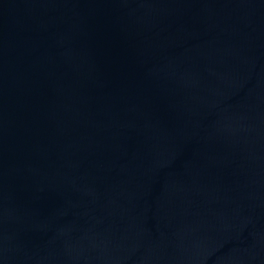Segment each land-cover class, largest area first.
<instances>
[{
  "label": "water",
  "instance_id": "obj_1",
  "mask_svg": "<svg viewBox=\"0 0 264 264\" xmlns=\"http://www.w3.org/2000/svg\"><path fill=\"white\" fill-rule=\"evenodd\" d=\"M0 264H264V0H0Z\"/></svg>",
  "mask_w": 264,
  "mask_h": 264
}]
</instances>
